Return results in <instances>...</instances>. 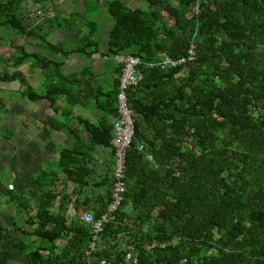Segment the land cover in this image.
Returning a JSON list of instances; mask_svg holds the SVG:
<instances>
[{
    "label": "trees",
    "instance_id": "1",
    "mask_svg": "<svg viewBox=\"0 0 264 264\" xmlns=\"http://www.w3.org/2000/svg\"><path fill=\"white\" fill-rule=\"evenodd\" d=\"M53 1L0 0V31L31 37L37 47L29 51L27 41L14 40L4 45L13 49L4 60L15 69L4 68L0 80L27 84L20 67L29 60L41 68L45 88L40 95L27 84L29 98L54 103L63 96L66 117L76 104L97 109V120L79 119L88 141L74 133L76 143L62 149L60 165L80 188L95 147L112 148L113 169L101 180V203L89 211L95 219L107 212L114 190L111 140L122 64L113 56L138 57L142 78L126 89L133 135L119 206L93 239L92 224L50 210L57 193L42 191L29 217L36 227L26 231L41 242L29 251L30 264H264V0H142L145 7L82 0L83 12L62 18L61 29H83L72 44L48 40L43 29L45 23L58 27L51 20L59 14H45ZM100 2L112 18L101 37L104 47L96 21L88 18ZM75 16L82 18L80 25L69 20ZM163 52L185 61L147 66ZM72 53H98L106 72L85 64L64 73V59ZM45 183L51 182L40 187ZM59 240L65 244L58 249ZM91 240L95 249L87 253Z\"/></svg>",
    "mask_w": 264,
    "mask_h": 264
},
{
    "label": "crops",
    "instance_id": "2",
    "mask_svg": "<svg viewBox=\"0 0 264 264\" xmlns=\"http://www.w3.org/2000/svg\"><path fill=\"white\" fill-rule=\"evenodd\" d=\"M69 32L74 33L69 27L61 31L53 28L55 36L57 33L63 35L52 42H69ZM24 41H27V50L36 49L35 40L31 37L22 36L15 43ZM102 45L105 46L104 41ZM1 48L4 51V46ZM2 54L5 58L8 55L5 52ZM4 55H1L3 59ZM51 57L60 58L59 55ZM84 58L86 57L76 53L68 55L64 59L63 72L77 71L83 65ZM91 60L93 70L104 75L105 66L99 54H93ZM93 61L98 63L96 68ZM7 65L9 69L10 64ZM31 65L28 60L20 67L22 77L33 92L43 95L45 88L41 68H32ZM14 69L12 67L9 69L11 71H7L10 73ZM4 82L9 83L8 86ZM27 84L19 80H0V264H30L28 253L41 242L38 236L26 234V231L29 233L36 227V220L33 223L29 217L34 216L40 206L39 195L42 191L57 193L50 204V210L62 211L69 221L71 217L79 216L84 211L94 212L98 209L102 200L100 193L103 192L101 180L110 165L113 169L112 148L96 146L88 163L90 174L86 176L87 183L77 187L60 168L61 151L73 148L76 143L74 133L85 142L88 141V132L79 119L86 117L95 121L99 112L95 107L76 104L66 117L64 108L69 104L63 96L54 103L43 97L31 99L27 96ZM4 88H8L11 94H5ZM57 123L61 124L60 128L56 127ZM43 182L51 183L40 187ZM80 191L81 194L77 197ZM64 244V240H59L56 247L59 249ZM42 253L45 255L47 252Z\"/></svg>",
    "mask_w": 264,
    "mask_h": 264
},
{
    "label": "built area",
    "instance_id": "3",
    "mask_svg": "<svg viewBox=\"0 0 264 264\" xmlns=\"http://www.w3.org/2000/svg\"><path fill=\"white\" fill-rule=\"evenodd\" d=\"M188 59L192 58L193 51L189 50ZM161 59L157 62H148L147 66L153 67L154 65L160 68H167L169 66H175L177 63H182L185 61V57L179 59H173L166 53L160 54ZM113 60L117 63L122 64V74L119 83V92L117 94L118 103V118L114 121L112 130V140L111 144L115 150V167L113 171L114 175V190L111 202L107 206V212L103 213L98 219L94 218L92 212L84 211L81 214V219L93 226V239H95V234L101 230L102 223L108 218V212H113L117 209L120 202L123 199V193L125 191V181H124V158L126 154L127 147L130 144L133 135V117L132 110L128 107L126 89L130 85L136 84L141 78L142 74L138 68L140 64V59L136 56L116 54L113 56ZM149 158L151 156L149 155ZM95 249V240H91L86 252H90Z\"/></svg>",
    "mask_w": 264,
    "mask_h": 264
},
{
    "label": "rangeland",
    "instance_id": "4",
    "mask_svg": "<svg viewBox=\"0 0 264 264\" xmlns=\"http://www.w3.org/2000/svg\"><path fill=\"white\" fill-rule=\"evenodd\" d=\"M100 1L103 2V0H100ZM124 1L130 6H135V5L141 6V7L146 6V3L142 0H124ZM101 2H100V6L97 8V10H95L91 15H88L89 19L95 20L97 23L98 29H97L95 34H97V36L100 37V46L102 45L103 39H105V37L107 36L108 29L112 25V18L110 16V14L107 12L106 8L103 6V3H101ZM53 5L54 6H52V8H49V10L45 14L49 17L53 16L56 12L59 14L57 16V18L52 19L51 22H52V25L58 26V27H56V29L60 30V31L62 30L61 29L62 18L69 17L68 15L70 12L81 13V12H83L82 10L84 9V6L82 4V0H77V2H75V1L73 2L72 0H54ZM37 13H38V11L34 12V10H33L31 12V16H34V15L36 16ZM84 16L85 15H83V17ZM41 18L42 17H40L39 19H41ZM69 20L70 21H76V23L78 25H80L83 22L82 18L79 16H75L73 18H70ZM50 27H51V24L48 25V23H45V25L43 26V29L48 32L47 33L48 34V36H47L48 40L55 41V38L62 37V35H63L62 33L61 34L57 33V35L55 36L53 33V28H50ZM72 28H75V27L72 25ZM82 30L83 29L80 27V30H78L74 33L69 32L68 36H67L69 42H67V43H69V44L75 43L78 40V36L82 33ZM0 32L2 34V36H0V47L4 46V45H9L8 43L11 40H14V42H17L19 40V38H22V36L15 34L14 31H12L8 28H1ZM101 37L103 39H101ZM102 47H103V45H102ZM12 51L13 50L11 48L9 49V47L4 48V51L2 48L0 49V60H1L0 70L3 71L4 68H7V70H9L12 68V66L9 65L10 68L8 69L7 62L1 57V55H4V54H2L3 52H5V54H8ZM44 53H46V52H44ZM48 55L52 56L50 54H48ZM4 58H5V55H4ZM84 60L85 61H84L83 65H85V64L91 65V63H92L91 58L90 59L84 58ZM93 63H94V67L96 68L98 66V63L96 61H93ZM80 66H82V65H80ZM9 71H11V70H9ZM8 84L9 83L4 82V85L8 86ZM37 90H39V88ZM4 93L9 95L10 90H8V88H4ZM15 93L19 95V93L17 91H15Z\"/></svg>",
    "mask_w": 264,
    "mask_h": 264
},
{
    "label": "water",
    "instance_id": "5",
    "mask_svg": "<svg viewBox=\"0 0 264 264\" xmlns=\"http://www.w3.org/2000/svg\"><path fill=\"white\" fill-rule=\"evenodd\" d=\"M29 13L31 12L30 10L28 11ZM35 12V11H34Z\"/></svg>",
    "mask_w": 264,
    "mask_h": 264
}]
</instances>
